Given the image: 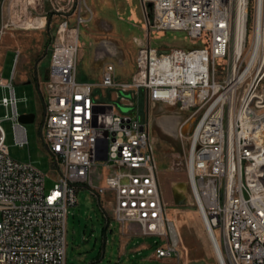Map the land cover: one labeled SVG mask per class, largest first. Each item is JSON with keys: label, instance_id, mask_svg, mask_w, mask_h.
<instances>
[{"label": "built area", "instance_id": "built-area-1", "mask_svg": "<svg viewBox=\"0 0 264 264\" xmlns=\"http://www.w3.org/2000/svg\"><path fill=\"white\" fill-rule=\"evenodd\" d=\"M140 1L145 29L185 31L193 45L159 49L135 37L129 80L117 81L114 65L108 62L96 85L129 93L130 98L119 99L133 107L142 97L150 106L199 114L189 138L186 176L218 264H264V145L256 134H244L261 125L253 122L259 116L264 119V112H257L264 96H256L249 85L234 112V98L229 97L230 89L235 95L252 58L264 0H253L254 39L247 63L240 71L236 66L223 82L215 79L216 62L234 41L240 13L245 46L251 0ZM2 2L0 40L10 29L44 28L49 16L57 21L40 127L53 165V185L46 189L45 173L10 156L0 121V264H67L66 219L69 207L77 203V185H87L97 196L107 192L113 215L128 228L136 224L137 233L164 235L161 225L170 221L165 217L149 120L140 119L139 106L120 113L112 104L95 101L94 85L76 79L79 27L92 14L85 0H5V17ZM261 22L264 26V12ZM258 47L250 71L261 57L260 43ZM20 55L17 49L11 79L2 82L0 77L8 91L0 104L11 111L14 143L24 147L27 130L19 119L13 86ZM156 254L172 257L176 244L159 247Z\"/></svg>", "mask_w": 264, "mask_h": 264}, {"label": "rangeland", "instance_id": "rangeland-1", "mask_svg": "<svg viewBox=\"0 0 264 264\" xmlns=\"http://www.w3.org/2000/svg\"><path fill=\"white\" fill-rule=\"evenodd\" d=\"M250 21L245 49L237 62V71L244 68L250 55L254 39L252 10L250 1ZM91 9V16L85 25H80L77 53L76 79L92 83L93 99L112 104L120 113H130L139 106V117L149 120L150 134L153 139V153L157 167L163 200L166 202L165 217L170 221L166 233L140 234L137 225L128 228L112 213L113 200L106 192L100 196L93 193L87 185H77V203L70 206L66 219V263L67 264H218L202 218L193 203L191 190L186 176V160L191 131L199 114L189 116L188 112L169 109L166 111L176 118L175 131L180 124L188 125L183 135H174L160 127L164 106L144 104L142 97L137 105L124 104L119 96L130 98V94L120 89H104L99 83L105 64L114 65L117 81H127L134 71L137 46L136 38H145L147 43L159 49L173 47H191L193 42L185 31H152L144 28V9L140 0H85ZM147 3V14L150 15ZM90 15V14H89ZM57 18L47 17V23L41 29L14 28L6 31L0 40V77L2 82L11 79L15 51L21 50L16 65L13 86L17 96V110L20 114L34 113V119L26 122L28 144L19 147L14 143L12 119L9 108L0 104V121L6 133L9 154L14 159L33 163L45 173V188L53 185V165L44 146L40 127L43 121L44 81L50 60V44L53 40L54 25ZM73 25H76L73 23ZM102 39L111 40L119 49L117 57L95 58L96 47ZM200 44V43H197ZM262 52V50H261ZM262 55V53H261ZM233 42L226 56L217 60L215 79L228 81L232 72ZM255 66L238 83L233 100V112L255 73ZM264 87V78L262 79ZM117 91V95L115 93ZM8 93L0 85V98ZM264 112V104L257 112ZM184 130V129H183ZM188 144V145H187ZM107 169L102 174L107 173ZM176 183H184L185 190L176 188ZM186 192V193H185ZM175 193L182 196L175 201ZM189 196H188V195ZM185 196V197H184ZM191 197V198H190ZM175 222L178 236L173 235L169 224ZM176 237V238H175ZM178 237V238H177ZM176 244V254L172 257H158L156 249L167 244Z\"/></svg>", "mask_w": 264, "mask_h": 264}, {"label": "bare ground", "instance_id": "bare-ground-1", "mask_svg": "<svg viewBox=\"0 0 264 264\" xmlns=\"http://www.w3.org/2000/svg\"><path fill=\"white\" fill-rule=\"evenodd\" d=\"M264 10H262V8H260V10L258 11V32H259V37L256 40V44L253 45V55L252 58L250 59V62L248 64V67H246V69L242 72V74L240 75L239 79L244 78L245 76H247L250 73V66L254 61V58L257 57V54H259V50L260 47L259 43L261 44V50H262V55L258 60V65H255V73L254 76H252L253 78H250V87H252L253 93L256 96H264V87L262 86V79L264 78V26H262V15H263ZM241 13L239 14V20H238V24L236 27V32L234 35V41H233V62H232V70L237 66V57H241L243 50L245 49L244 46V36H245V23L243 18L240 16ZM29 28V27H28ZM97 53L101 52V49H99V47H97ZM104 54V53H103ZM48 69V68H47ZM232 87V86H231ZM231 99L234 98V92L231 93V89L229 92V97H231ZM232 101V100H231ZM171 108H168L166 106H164V110H163V115L159 121V125L161 128H163L164 130L168 131L169 133H171L173 136L174 135H178L179 132H187L189 130L188 125H186L185 123L180 124L181 126L179 127V132L177 133L175 131V122H176V118L175 116L171 115V114H166L165 111H168ZM250 111H252L250 109ZM257 117V116H256ZM261 117L259 116L255 121L253 122L254 125H258L259 123L261 125L256 126L251 132L250 129H246L245 130V135L246 136H252L253 134H256L255 137H260L261 141H262V145H264V119H261ZM231 123L233 124V119L231 118ZM184 129V130H183ZM187 130V131H185ZM180 132V134H181ZM182 135V134H181ZM177 137L178 136H174ZM189 143V140H186V143ZM188 145V144H187ZM176 188H178L180 191L185 190V184L184 183H176ZM186 193V192H185ZM188 195V194H187ZM189 196V195H188ZM185 197V196H184ZM191 198V197H190ZM171 221V220H170ZM170 230L172 232L173 235L178 236V232L177 229L175 227V222L170 223L169 224ZM161 230L164 231L166 230V226L165 225H161ZM176 238V237H175ZM178 238V237H177Z\"/></svg>", "mask_w": 264, "mask_h": 264}, {"label": "crops", "instance_id": "crops-1", "mask_svg": "<svg viewBox=\"0 0 264 264\" xmlns=\"http://www.w3.org/2000/svg\"><path fill=\"white\" fill-rule=\"evenodd\" d=\"M1 2H2V0H0V4H1ZM2 9H3L4 17H5V0L2 2ZM97 47H99V49H101V52H99V53L96 52L94 54L95 55L94 57L98 58V59L99 58L105 59L107 57H117L118 58V55L120 53L117 46L111 40H108V39L100 40ZM97 47L95 49L96 51H97ZM13 49H14V51H16L18 48H13ZM18 50L20 51V54H21V50L20 49H18Z\"/></svg>", "mask_w": 264, "mask_h": 264}, {"label": "water", "instance_id": "water-1", "mask_svg": "<svg viewBox=\"0 0 264 264\" xmlns=\"http://www.w3.org/2000/svg\"><path fill=\"white\" fill-rule=\"evenodd\" d=\"M151 2H148V7L151 8ZM46 78L48 76V69H46V74H45ZM20 121H22L23 123L26 122H31L34 119V113H25V114H21L19 117ZM175 201L176 202H180L182 200V196L179 193H175Z\"/></svg>", "mask_w": 264, "mask_h": 264}, {"label": "flooded vegetation", "instance_id": "flooded-vegetation-1", "mask_svg": "<svg viewBox=\"0 0 264 264\" xmlns=\"http://www.w3.org/2000/svg\"><path fill=\"white\" fill-rule=\"evenodd\" d=\"M165 113L167 114V112L165 111ZM162 117V116H161Z\"/></svg>", "mask_w": 264, "mask_h": 264}]
</instances>
